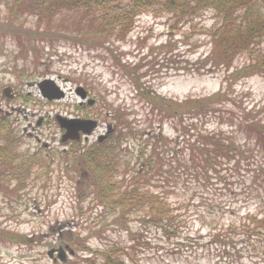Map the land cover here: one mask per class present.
<instances>
[{"label":"rangeland","instance_id":"obj_1","mask_svg":"<svg viewBox=\"0 0 264 264\" xmlns=\"http://www.w3.org/2000/svg\"><path fill=\"white\" fill-rule=\"evenodd\" d=\"M258 6L264 10V0H259ZM52 16V12L39 14L28 0L25 4L21 0H0V90L7 88L6 95L0 96V115L7 118V130L11 131L10 135L3 131L1 136L16 137L18 144L13 146L20 148L9 151L0 146V152L23 156L32 164L27 176L25 169L0 177V183L4 181L0 185V232L6 227L28 240L20 243L17 237L14 243L0 242V264H86L85 260L102 264L104 254L113 264H264V241L256 239L260 236L252 246L246 236L232 229L249 210L264 214V183L250 169L251 159H230L228 165L213 171L208 181H185L169 165L176 134L170 121L164 120L160 130L167 145L160 144L158 151L165 150L168 165L161 164L160 175L154 171L148 174L146 182L135 177L142 145L134 135H128L120 147L127 149L121 155L124 167L112 176L115 189L129 184L133 187L138 181L140 191L165 197L178 208L175 213L179 217L166 228L172 233L163 230V221L142 217L139 210L121 215L120 210L103 209L93 197L82 198L77 185L80 173H71L70 180L62 166L65 158L75 157L68 153L72 144L60 141L63 131L55 119L58 114H89L98 120L94 137L77 145L78 155L96 142L107 125H117L110 114L119 107L128 108L125 118L132 122V130L150 127L136 85L118 62L130 68L139 66L130 75L166 98L201 97L225 87L222 69H197L200 58L209 52L201 32L204 24L208 27L213 23L211 14L205 13L184 28L172 26L167 16L142 13L135 16L123 39L104 37V43L96 47L86 44L88 28L78 25L77 14L66 10ZM260 51H264V36L259 46L234 60V67L257 57ZM48 78L65 91L64 99L48 101L41 96L37 83ZM77 86L96 101L94 107L88 110L79 106ZM229 96L242 99L255 110L263 109V115L264 75L255 73L240 79ZM158 126L154 123L152 130L158 132ZM119 128L126 133V128ZM4 141L10 142L1 137L0 144ZM251 154L257 155V151ZM124 176L129 177L127 184ZM59 245L75 251L65 263L52 262L47 256L49 249Z\"/></svg>","mask_w":264,"mask_h":264},{"label":"trees","instance_id":"obj_2","mask_svg":"<svg viewBox=\"0 0 264 264\" xmlns=\"http://www.w3.org/2000/svg\"><path fill=\"white\" fill-rule=\"evenodd\" d=\"M28 1L39 14L52 12L51 19L56 13L61 14L66 10L77 14L78 25L88 28L84 39L86 44L92 47L102 45L104 37L108 40L113 37L115 40L123 39L131 30L135 16L142 13H151L154 17L167 16L172 26L180 25L184 28H188L195 19L205 13L209 12L212 16L213 23L208 27L204 24L201 32L209 44V52L200 58L197 69L203 72L205 69L212 72L222 69L225 72L223 75L225 87L201 97H188L182 100L166 98L148 89L145 84L143 87L139 80H135V76L130 75L131 71L138 69L139 66L134 65L135 68H130L127 64L118 62L136 85L135 91L141 99L143 109L146 110L150 127L137 132L133 127V131L130 127L133 125L132 122L125 118L128 108L119 107L117 110L114 109L111 115L114 116L118 128H126L125 134L117 128L106 140L95 142L80 155L77 154L79 144L75 143L68 152L75 158H65L67 162L64 170L70 180H72L71 173H80L77 185L82 198L93 197L95 202L99 201L103 205V209L112 212L120 210L121 215L132 209L139 210L142 217L150 216L154 218L152 221H163L164 224L161 226L163 230L172 233L166 228L172 226L173 220L179 217V214L175 213L178 208H174L159 193L148 195L146 191H140L138 181H134L133 187L129 184L115 189L116 182L112 180L115 170L124 167L120 161L122 152L127 149L122 150L120 147L128 135H134V140L136 142H138L136 139L140 140L142 145L141 160L135 177L148 182L147 175L152 171L160 175L161 164L168 165V161L164 158L165 150L158 151L160 144L167 145L160 130L164 120L170 121L176 134L169 161L176 176L183 175L185 181L202 179L208 181L211 173L220 166L228 165L230 159L238 160L237 162L251 159L250 169L255 172V177H261L264 183L263 109L255 110L244 104L242 99L237 100L235 97L236 99L233 100L229 96L234 92V85L240 79L255 73L264 75V51H260L257 57L250 58L248 62L245 61L242 65L234 67V60L245 51L259 46L264 36V10L258 6L259 0ZM22 2L25 4V0H21ZM10 8L13 9L14 6ZM39 18L41 19L40 16ZM143 122H146L144 118ZM154 123L159 125L158 132L152 130L151 126ZM0 137L7 140L9 138ZM154 137L156 139L151 143L153 148L147 155V147ZM254 151H257V155L251 154ZM69 160L73 162L69 163ZM49 167L48 163L44 174H49ZM125 167H128V163ZM128 178L124 176L125 184ZM103 184L104 186L99 188ZM97 188L100 190H96ZM232 229L237 234L246 236L252 246H255V237L260 236L256 239L264 241V214L249 210L244 220ZM4 231L0 232L2 240L14 243L13 240L19 237L20 243L28 242L25 236L10 230ZM103 256L102 264L114 263V261L110 263L109 255ZM85 261L88 264V261Z\"/></svg>","mask_w":264,"mask_h":264},{"label":"water","instance_id":"obj_3","mask_svg":"<svg viewBox=\"0 0 264 264\" xmlns=\"http://www.w3.org/2000/svg\"><path fill=\"white\" fill-rule=\"evenodd\" d=\"M40 91L42 95L49 100L52 99H60L64 96V93L54 85L52 80H45L41 84H39ZM76 94L84 99L86 97V92L82 87H78L76 89ZM89 104H92L93 101H88ZM58 121L61 128L66 130L65 134L62 136V141H66L67 139H79V131L89 134L97 125L96 121L92 120H81V119H66L63 117H58ZM110 131V130H109ZM101 137L100 139H102ZM65 249L69 252V254L73 255L74 251L69 249L68 246L65 248L60 247L57 250L51 249L48 251L47 255L51 258L53 254L57 251V258L62 262L66 261V252Z\"/></svg>","mask_w":264,"mask_h":264},{"label":"flooded vegetation","instance_id":"obj_4","mask_svg":"<svg viewBox=\"0 0 264 264\" xmlns=\"http://www.w3.org/2000/svg\"><path fill=\"white\" fill-rule=\"evenodd\" d=\"M79 106L83 109H88L89 107L84 102H79ZM80 118H90V115H83V116H77ZM106 132V131H105ZM104 132V133H105ZM95 133H92L90 136L85 137V140H88L89 138L94 137ZM28 162L23 159V157L19 158L18 156H7L4 155L2 152H0V176H8L9 174H12V172L15 173H21L26 169L27 171Z\"/></svg>","mask_w":264,"mask_h":264}]
</instances>
